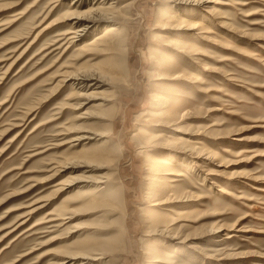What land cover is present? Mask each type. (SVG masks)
Wrapping results in <instances>:
<instances>
[{
    "label": "rangeland",
    "instance_id": "374dc122",
    "mask_svg": "<svg viewBox=\"0 0 264 264\" xmlns=\"http://www.w3.org/2000/svg\"><path fill=\"white\" fill-rule=\"evenodd\" d=\"M0 264H264V0H0Z\"/></svg>",
    "mask_w": 264,
    "mask_h": 264
},
{
    "label": "bare ground",
    "instance_id": "6f19581e",
    "mask_svg": "<svg viewBox=\"0 0 264 264\" xmlns=\"http://www.w3.org/2000/svg\"><path fill=\"white\" fill-rule=\"evenodd\" d=\"M79 0H76V2H78ZM115 3V1H112V3L103 8V7H96L94 8V6L89 9L86 12L83 13H76L75 11L72 12L71 14H69V19L70 20H74V24L76 25V29L73 31V29L70 31V34H72L71 39H76L77 37H79L81 34L85 33L86 30H88V28L91 26L92 21L94 18H96V15L100 12H104V13H110V14H114V17H116L117 19H120L121 17L124 16V11L123 9L116 8L113 7L112 5ZM126 6V5H125ZM124 6V7H125ZM111 8V9H110ZM122 8V7H121ZM67 19V16H66ZM85 20V22H84ZM113 21H116L115 19ZM74 28V27H73ZM106 29L100 33L99 35H97L93 41H88L84 44V47H88V46H92L95 48L98 47V45H100L101 42H105L108 44V46H106V48L104 50H119L121 48L124 47V40H122L120 37L123 34V29L122 27L119 25V23H114V24H110L107 27H105ZM68 32V31H67ZM69 33V32H68ZM120 38V40L115 41L116 39ZM93 49V48H92ZM68 79L71 78H78V74H68L66 76ZM66 78V79H67ZM79 140V138H74L73 141ZM83 151V150H82ZM91 155H93L94 157H96L94 154L90 153ZM89 154V155H90ZM85 156V155H84ZM89 177V176H88ZM93 177V176H92ZM91 177V178H92ZM94 178V177H93ZM97 179V177H95ZM91 180V179H90ZM89 181V179H88ZM97 182H100V180H95ZM94 181V182H95ZM93 182V181H92ZM104 186V185H103ZM102 190V186L100 185H96L95 187H88V188H83L81 190H79L76 194H74L72 196V198H79L80 196H84V197H88V199L86 200V204L84 205V207H88V208H92V209H96L98 207L101 206V204L103 205V203H101V201L97 198L99 195H101L102 193H100ZM100 193V194H99ZM102 201H105V199H103ZM107 202V201H106ZM82 248L78 247L79 249H81L82 253L83 252H91L92 251V247L93 249H95V247L93 246V244H88L87 247H83ZM98 250V249H97ZM73 251V250H72ZM71 251V252H72ZM79 250V252H81ZM75 253V251H74ZM77 253V252H76ZM70 254V253H69ZM68 256V255H66ZM70 256V255H69ZM66 262V261H64ZM60 263V262H59Z\"/></svg>",
    "mask_w": 264,
    "mask_h": 264
}]
</instances>
